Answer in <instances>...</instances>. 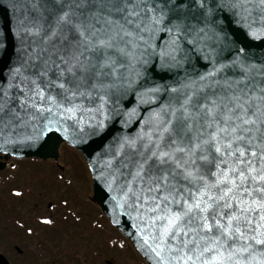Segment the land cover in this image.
Wrapping results in <instances>:
<instances>
[{
    "label": "snow or ice",
    "instance_id": "1",
    "mask_svg": "<svg viewBox=\"0 0 264 264\" xmlns=\"http://www.w3.org/2000/svg\"><path fill=\"white\" fill-rule=\"evenodd\" d=\"M0 7V53L24 45L0 72V154L101 141L93 177L152 264H264V55L236 38L264 42V0Z\"/></svg>",
    "mask_w": 264,
    "mask_h": 264
},
{
    "label": "flooded vegetation",
    "instance_id": "2",
    "mask_svg": "<svg viewBox=\"0 0 264 264\" xmlns=\"http://www.w3.org/2000/svg\"><path fill=\"white\" fill-rule=\"evenodd\" d=\"M19 162L21 161L9 159L5 168L0 171V264H72V261L75 263L76 259L73 258L74 254L71 251L78 252L84 246L88 247L90 251L91 247L83 243L73 244L70 238H62V242L67 240L70 244L59 243L60 239H56V237H59V233H62L63 230L57 225L60 223L59 215L63 209L60 204L49 203L45 211L42 190L43 175L38 171H29L32 172L28 176L31 178H27L25 170L22 173L19 169ZM88 202L90 207L87 210L90 215L85 216H92L91 208L98 209L99 215L93 218L100 223L96 230L103 232V226L108 219L99 206L92 201V197L88 199ZM62 204L67 207L69 203L62 202ZM56 209L60 211L55 212ZM75 209L79 210L80 206ZM72 214L70 213L71 217ZM45 219L51 220L52 223L43 224L42 221ZM73 219L80 237H75V231L74 233L70 232L68 236L75 237V242L80 239V241L87 240L88 243L92 236L90 232L92 229H87V226H84L85 223L84 227H78L83 222L80 218L77 220L76 216ZM62 222L66 221L62 220ZM113 229L120 235L114 227ZM81 230L82 232H80ZM121 245L120 241L116 240L114 247L119 246V250L123 254L126 253L124 256L127 257L128 252H126L125 246L121 247ZM97 262L99 261L96 257L84 260L85 264H96ZM82 263L77 261V264Z\"/></svg>",
    "mask_w": 264,
    "mask_h": 264
},
{
    "label": "rangeland",
    "instance_id": "3",
    "mask_svg": "<svg viewBox=\"0 0 264 264\" xmlns=\"http://www.w3.org/2000/svg\"><path fill=\"white\" fill-rule=\"evenodd\" d=\"M59 152L58 164L53 161L39 162L33 159L21 161L18 164L22 173L25 170L27 178H31L28 177L32 173L29 171H38L43 175L42 190L45 211L49 203L61 205L60 207L63 210L59 215L60 223L57 227L61 228L63 232L59 233V237H56V239H60L59 243L70 244L67 240L62 242V238H70L73 244H88L91 247L90 251L85 246L78 252L71 251L74 254L73 258L83 262L82 264H85L84 260H91L93 257H96L99 261L96 264H107L106 262L113 264H146L132 244L125 240L124 237H121V234L119 235L108 221L103 226V232L96 230L100 223L93 217H97L100 211L91 208L92 216L86 217L90 215L87 210L90 207L88 199L93 197V179L89 167L83 156L66 144L61 145ZM62 202H68L69 204L65 207ZM77 206H80L79 210L75 209ZM58 211L60 210H55V212ZM70 213H73L72 217ZM74 216H76L77 220L80 218L83 222L78 227L87 226V229H92L90 231L92 236L88 243L87 240L80 241V239L75 242V237L79 238L80 236L78 235L77 227H75L77 225L73 221ZM62 220L66 222H62ZM72 231L73 233L75 231V237L68 236ZM116 240L125 246V250L128 252L127 257L124 256L126 253L123 254L119 250V246L114 247ZM60 253L62 252L60 251ZM76 260L75 263L71 260L72 264H77Z\"/></svg>",
    "mask_w": 264,
    "mask_h": 264
},
{
    "label": "water",
    "instance_id": "4",
    "mask_svg": "<svg viewBox=\"0 0 264 264\" xmlns=\"http://www.w3.org/2000/svg\"><path fill=\"white\" fill-rule=\"evenodd\" d=\"M4 4L8 3V0H3ZM19 14V13H18ZM10 16L9 11L4 8L0 7V24H3ZM236 38H238L242 44H247L250 46V51L255 56L264 55V42H255L251 41L247 38L239 29L236 30ZM21 42L15 38L14 36L10 38L9 44V56L11 59L9 60L8 57H4L2 53H0V72L3 73L4 77L8 76L9 73V64H15L18 55H22V47ZM202 63L198 65V67L202 70ZM133 126V129L134 130ZM112 133L106 140L102 143L108 144L110 143L114 136H118L119 133V125L112 126ZM62 144H66L67 146L73 148L78 153H80L84 160L86 161L89 170L92 175L93 179V197L92 201L99 206L102 213L105 217L109 220L112 226L124 237L126 238L137 250L139 255L143 258L146 264H152V262L144 256V254L140 251L137 241L133 238V236H129V233H133L135 235V229L133 228V223L130 218L121 216L119 217L120 223L114 224L112 222V200L111 194L108 193L107 189L105 188L104 184L100 181L94 179L90 163L96 157V154L102 151L101 148V141H96L89 138L86 141L78 142L76 144H71L68 141H65L63 136L60 134H50L48 137H44L41 139L37 144L33 146H17L14 150H11V154L2 153L0 154V171L5 168L6 162L9 159H15L18 161L27 160V159H34L41 162H48L53 161L54 163L58 164L59 160V151Z\"/></svg>",
    "mask_w": 264,
    "mask_h": 264
}]
</instances>
